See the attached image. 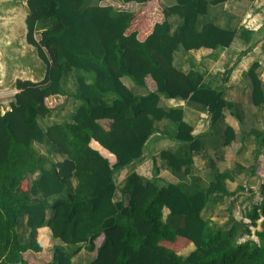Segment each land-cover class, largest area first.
<instances>
[{"label": "trees", "instance_id": "1", "mask_svg": "<svg viewBox=\"0 0 264 264\" xmlns=\"http://www.w3.org/2000/svg\"><path fill=\"white\" fill-rule=\"evenodd\" d=\"M103 1H27L26 41L47 72L38 83L18 80L10 109L3 113L0 106V264H29L28 253L43 252L44 228L59 243L49 264H74L83 250L91 256L88 264H264V199L246 212L249 224L215 228L201 216L211 195L236 196L222 187L226 175H217L206 192L192 193L182 183L162 187L155 158L153 180L133 172L124 187L116 181L120 171L143 159L158 122L178 123L175 141L200 150L183 110L163 108L160 95L203 106L212 125L223 119L229 107L224 91L202 89L203 76L183 73L174 61L182 50L230 47L235 31L214 24L197 28L209 5L227 0H178L155 19L145 6L156 7L158 0H119L142 6L137 12ZM173 17L184 21L176 34ZM70 75L73 92L64 87ZM124 80L148 94L136 95ZM63 98L77 103L70 120L44 128L40 121L64 102L56 108L49 103ZM229 131L226 145L235 139ZM46 143L61 160L38 154L35 144ZM161 158L179 174H191L192 158L169 151ZM180 217L182 225L169 222ZM25 219L27 240L19 232ZM245 236L256 240L240 242Z\"/></svg>", "mask_w": 264, "mask_h": 264}, {"label": "crops", "instance_id": "2", "mask_svg": "<svg viewBox=\"0 0 264 264\" xmlns=\"http://www.w3.org/2000/svg\"><path fill=\"white\" fill-rule=\"evenodd\" d=\"M165 1L164 8H167L176 5L178 0ZM171 24L172 34H176L184 21L173 17ZM207 24L235 31L230 47L182 50L175 55L174 63L187 75L201 74L202 89L224 91L229 107L223 119L212 125L211 115L203 106L160 95L163 108L183 110L184 122L193 129L192 136L198 139L200 150L192 152L190 145L175 141L178 123L158 122L156 132L146 144L143 159L120 171L116 181L119 187H124L133 172L145 181L153 180L155 158L159 164L156 179L162 187L182 183L192 193L206 192L217 175H226L222 187L229 194L237 192L236 196L220 192L211 195L201 216L215 228L229 229L234 222L245 221L246 212L264 199L261 190L264 183V0H227L209 5L208 12L199 16L198 31ZM255 65L259 67L251 75ZM124 82L136 95L148 94L129 80ZM150 90L155 91V87ZM230 129L235 139L226 145ZM164 151L180 159L192 158L191 174L185 176L169 167L161 158ZM166 216H169L168 210H165Z\"/></svg>", "mask_w": 264, "mask_h": 264}, {"label": "rangeland", "instance_id": "3", "mask_svg": "<svg viewBox=\"0 0 264 264\" xmlns=\"http://www.w3.org/2000/svg\"><path fill=\"white\" fill-rule=\"evenodd\" d=\"M95 4V1L93 2V5ZM103 5H112L114 6L116 9H121V10H127V11H131V12H137L139 11L142 6H138V4L135 5H123L119 0H104L102 2ZM166 4L165 0H158L157 3L155 4L156 7H149V6H145V11L147 13H151V15L153 16V18H159L161 15V11L164 8V5ZM25 19H26V15L24 14L23 17H21L18 21H17V30L18 32H20V30L23 31H27L26 29V24H25ZM54 24L53 21L47 22V23H42L39 24L38 29L39 31L42 30L43 28H45L46 26H52ZM38 37H40L38 35ZM26 44V42H24ZM27 50L31 51L33 48L30 45H27ZM14 80H33V78L31 77V75L28 74H17L14 78ZM39 80H42V77L39 78ZM64 87L69 91V92H73L75 90V80L73 76H67L64 80ZM18 93V91L14 88H12L11 86L4 84L3 85V89L0 90V106L2 108L3 111H7L10 109V104L11 102H13L15 95ZM60 100L62 102H64L63 104L60 102ZM65 99H56V100H52L49 105L52 106V108H56L58 107L60 104L61 107H59L58 109H56L52 115L45 121H40V124L44 127L47 128L50 125L56 124V123H63L64 121H69L71 114L74 112L77 103H75L73 100H69L65 103L64 101ZM53 146L50 143H46V144H35V149L37 150L38 154L40 156H44L47 158H50L51 160L54 161H59L61 160V155H59L60 153L57 152V154L55 153V151L53 150ZM118 176V175H117ZM117 180H119V178L117 177ZM121 188V187H120ZM253 201V200H252ZM53 199H51L49 201V203H52ZM51 216V214L49 213V217ZM170 216V215H169ZM165 217V221H168L170 217ZM184 218L180 217V218H172L169 222L173 225H182ZM243 220H245L244 222L249 224V221L246 219L245 215L243 216ZM256 231L255 228H252V232L254 233ZM19 232L22 234L23 238L25 240H27L29 238V230L26 227V219L23 220L19 226ZM249 239H254L256 240L255 236H253V238H249L247 236H245L243 239L240 240V242H243L245 240H249ZM40 244L43 247V252L39 253V254H35V253H28L26 255V258L29 262V264H49L52 262V248L59 244L57 241L53 240L50 236V234L48 233V231L46 230V228H44V230L41 231V235H40ZM190 251H186L185 255L189 254ZM90 254L83 250L80 255H78L75 259H74V264H88V260L90 259Z\"/></svg>", "mask_w": 264, "mask_h": 264}, {"label": "water", "instance_id": "4", "mask_svg": "<svg viewBox=\"0 0 264 264\" xmlns=\"http://www.w3.org/2000/svg\"><path fill=\"white\" fill-rule=\"evenodd\" d=\"M27 1L0 0V90L4 84L17 90V74L31 75L30 81L35 83L46 76L47 67L39 59L38 51L33 47L27 50V31L17 30V21L28 14Z\"/></svg>", "mask_w": 264, "mask_h": 264}, {"label": "built area", "instance_id": "5", "mask_svg": "<svg viewBox=\"0 0 264 264\" xmlns=\"http://www.w3.org/2000/svg\"><path fill=\"white\" fill-rule=\"evenodd\" d=\"M3 113H5V111H3Z\"/></svg>", "mask_w": 264, "mask_h": 264}]
</instances>
